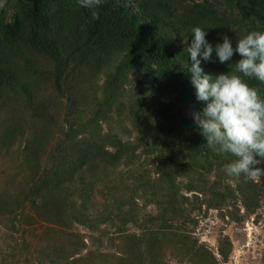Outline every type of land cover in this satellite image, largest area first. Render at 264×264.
<instances>
[{"label": "trees", "instance_id": "1", "mask_svg": "<svg viewBox=\"0 0 264 264\" xmlns=\"http://www.w3.org/2000/svg\"><path fill=\"white\" fill-rule=\"evenodd\" d=\"M97 10L99 19L93 21L91 11L76 0H3L0 152L15 146L23 176L20 186H13L16 174L6 176L9 188L0 187V218L10 230L39 222L57 227L60 237L51 241L46 230L43 247L28 245L26 264H169L162 247L170 242L185 248L177 262L199 264L212 256L196 245L191 230L181 229L180 221L195 226L203 205L220 210L239 196L250 208L264 186L243 176L238 183L227 177L223 165L235 157L214 154L191 119L188 112L196 116L205 105L190 83L187 47L194 27L206 31L213 47L225 35L235 48L248 33L264 32V0H103ZM25 51L46 67L49 62L48 80L64 98L59 124L48 105H33L21 63ZM239 59L234 53L221 64L213 53L200 67L214 77L238 74ZM100 73L105 74L102 88L89 96L98 106L88 113L83 88ZM244 79L264 98V84ZM20 103L29 111V135L23 134L27 122ZM128 126L137 134L133 140ZM139 149L151 159L140 162ZM120 165L137 167L129 195L112 191L116 181L110 174ZM257 167L264 168V162ZM119 174V180L125 176ZM97 185L108 191L100 192ZM95 192L103 197L97 210ZM137 199L154 204L156 214H143ZM77 226L89 233L114 227L120 255L108 258L100 249L82 253L87 247L84 236L73 231ZM219 249L226 260L228 252ZM8 252L18 260L15 249Z\"/></svg>", "mask_w": 264, "mask_h": 264}, {"label": "rangeland", "instance_id": "2", "mask_svg": "<svg viewBox=\"0 0 264 264\" xmlns=\"http://www.w3.org/2000/svg\"><path fill=\"white\" fill-rule=\"evenodd\" d=\"M215 1V0H212ZM23 57L21 59L22 69L24 72V77L28 82V88L30 92V97L33 99V105L44 103V105H48V113L51 114L56 123H61L64 114V106L63 96L59 95L57 91H54L51 82L48 80L49 71L47 69L49 62L47 63V67L43 64L41 58L37 59V57L31 56L28 52L23 53ZM131 75L129 78L131 80ZM134 80V79H133ZM132 80V81H133ZM105 81V74L100 73L97 78H91L89 81L85 83L83 89L86 92V97L89 98L91 95L92 89L102 88V84ZM134 88V87H133ZM142 85H140V89H142ZM78 90H76L77 92ZM123 91L129 96L131 92L129 86H126ZM131 94V93H130ZM61 101V104H59ZM59 104V105H57ZM14 105V101L11 103ZM98 106L96 102H91L90 98L88 99V103L86 104L87 112L89 113L92 109ZM14 107V106H13ZM20 110L24 119L27 122V127L23 131V134H30L29 124V111L26 106L22 103L19 105ZM12 107L6 108L11 109ZM3 108L2 111H4ZM191 119L197 123L196 119H194V114L192 111L188 112ZM0 117L3 115L0 113ZM103 131L105 130V123L102 124ZM127 129H130L128 126ZM128 132L130 136V140H133L137 135L132 129ZM15 146L12 149H9V152L1 151L0 152V187H8L9 183H7L8 174H16V178L13 186H20L22 184V168L20 165V161L15 160L14 153ZM141 152V156L139 157V161L143 162V159H151V155L144 153L142 150H138V153ZM9 155V156H7ZM149 175L151 179L156 178V174L152 172L153 168L151 165L148 166ZM130 170V171H129ZM129 171V172H128ZM137 167L126 168L120 165L115 171H111L110 176H114L112 178L115 179L116 183L112 188V191L119 195L128 194L131 192L134 187V179L136 178ZM2 172H6V174H2ZM123 173L125 176H120V180L117 175ZM126 176L129 178L126 179ZM257 184L264 186V178H260L259 180H254ZM101 191H108V186L97 185ZM13 188V187H12ZM130 194V193H129ZM128 194V195H129ZM96 210L100 207L99 205L103 201V197L101 194L95 192L94 197ZM148 199V196H146ZM137 204L140 206L141 212L148 215L156 214V206L154 204L147 203L146 206L142 202V200L137 199ZM244 201L241 196L237 197L234 201H226L224 205H222L221 209L210 208L207 209L205 206H202V209L199 214H196L195 217L197 219V223L195 226L191 224L184 223L180 221L181 229L191 230L192 237L195 238L196 245H202L207 252L211 254L205 257V260H202L199 264H264V191L258 197V201L254 203V205L247 206L244 205ZM109 227V228H107ZM103 229V226L101 227ZM50 231V239L53 241L56 237H60L61 235L58 233L57 227H52V225L46 224L44 222L36 223L32 226H25L23 224H17L16 230H10V224L3 219L0 218V264H26L23 260V257L26 253V249H28V245L30 243H37L39 247L44 246L45 240H41L42 234L46 231ZM130 230L137 231L134 227H130ZM73 231L80 233L84 236V243L86 244L87 249L82 251V253H88L89 250L100 249L103 253L107 254L108 258L117 257L120 253L117 252L116 245L121 243L120 240L116 239L114 235L115 228L111 226H106V233L95 232L89 233L83 227H74ZM111 233V234H110ZM110 240H113L114 244L110 243ZM227 241L230 242L231 246L228 249ZM99 242H102V245L99 246ZM220 245L223 247V251H227L226 260L219 254ZM15 249L18 254V260L15 259L14 256L9 254L8 249ZM107 249V250H105ZM165 259L169 262V264H198V261L189 262L184 261L183 263L177 262L175 257L177 255H182L185 249L183 245H177L173 242L168 243L167 245L162 247ZM222 250V249H221ZM81 253V254H82ZM12 257V258H11ZM20 259V260H19ZM13 261V263L11 262ZM31 264V263H27ZM98 264V263H93Z\"/></svg>", "mask_w": 264, "mask_h": 264}, {"label": "clouds", "instance_id": "3", "mask_svg": "<svg viewBox=\"0 0 264 264\" xmlns=\"http://www.w3.org/2000/svg\"><path fill=\"white\" fill-rule=\"evenodd\" d=\"M76 3L91 11L93 21L99 19L97 10L103 0H76ZM3 7V0H0ZM206 31L200 27L192 29L191 42L187 47L191 67L190 83L195 97L204 103L196 119L206 146L216 155H231L235 159L223 165L222 171L233 182L259 180L264 177V98L259 90L250 87L244 78L255 79L264 84V32L253 31L237 40L233 48L228 36L213 47L206 40ZM213 53L218 62L230 61L234 53L240 56L235 63V73L219 74L215 77L204 74L201 61L211 60Z\"/></svg>", "mask_w": 264, "mask_h": 264}]
</instances>
